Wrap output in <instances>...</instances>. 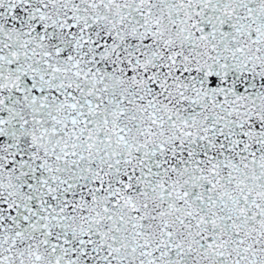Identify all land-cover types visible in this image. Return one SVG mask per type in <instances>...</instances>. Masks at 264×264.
Returning a JSON list of instances; mask_svg holds the SVG:
<instances>
[{
	"label": "snow or ice",
	"instance_id": "obj_1",
	"mask_svg": "<svg viewBox=\"0 0 264 264\" xmlns=\"http://www.w3.org/2000/svg\"><path fill=\"white\" fill-rule=\"evenodd\" d=\"M0 264H264V0H0Z\"/></svg>",
	"mask_w": 264,
	"mask_h": 264
}]
</instances>
